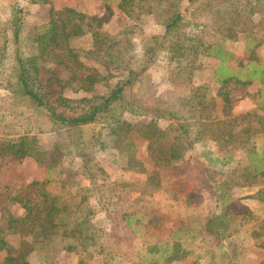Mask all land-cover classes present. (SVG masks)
Segmentation results:
<instances>
[{
	"label": "trees",
	"instance_id": "obj_1",
	"mask_svg": "<svg viewBox=\"0 0 264 264\" xmlns=\"http://www.w3.org/2000/svg\"><path fill=\"white\" fill-rule=\"evenodd\" d=\"M30 1L51 6L49 18L39 30L27 35L32 50L28 56L20 49L23 17L17 15L11 23L16 45V79L11 91L15 99H23L29 109L43 116V129L46 126L48 131L59 134L58 147L62 145L77 160L82 159L83 166L68 173L82 170L89 186H82V181H70V177L63 184L66 195L53 194L45 189V183H35L38 196L34 200L11 198L10 202L19 204L23 214L10 216L8 232L0 235V253H6L0 264H31L33 254H40L43 264H58L63 253H87L102 234L106 235L105 230L96 228L93 222L95 211L91 199L99 194V205L104 207L106 190L112 191L115 184L108 182V174L97 166L94 155L97 151L114 149L124 152V143L126 148L137 149L132 135L148 143V155L169 178L174 199L186 198L190 202L194 195L202 196L208 191L207 187L213 189L211 183L216 176L223 175L222 170L205 166L197 158L193 162L183 160L188 152L210 139L211 126L223 121L211 119L210 102L206 94H202V88H192L189 98L181 101L171 99L175 93L168 97L158 94L160 82L153 72L156 65L167 64L171 77L176 80L193 73L199 55L216 62L213 72L222 85L219 94L227 116L232 107L230 84L252 85L260 78L264 85V70L258 59V50L264 48V0H200L197 13L200 19L205 15L211 17L209 26L185 23L175 0H103L106 14L94 19L97 29L113 16V1L134 23L122 28L117 38L96 32L89 49L78 46L89 27L86 14L69 7L57 9L50 0ZM258 15L261 19L255 23L253 18ZM148 17L150 20L146 21ZM139 21L141 24L150 21L162 30L158 35L145 38L142 58L138 65L132 66V36L143 28L137 24ZM259 32L263 33V38H258ZM242 39H245L247 55L238 63V67L246 71L240 76L232 68L236 57L227 44ZM99 86L111 90L99 94ZM67 90L84 93L85 97L71 99L66 96ZM159 120L169 121V127L161 129ZM215 135L220 140L222 134ZM33 143L34 139L25 137L0 144V156L9 154L17 159L32 156ZM127 156L129 164L142 166V162L135 159V153H127ZM259 163L253 168L254 174L251 166H246L238 180L225 181L223 187H245L250 184L249 179L264 176V166ZM53 169L54 166H47V172ZM194 174L197 178H191ZM157 178L149 175L147 183L161 190V180L155 182ZM203 185L207 187L203 189ZM217 199L222 203L226 196L218 195ZM238 204L237 201L226 202L224 215L207 219L206 233L221 240L229 237L233 217L249 212L247 207L239 210ZM132 219L122 215L114 222L119 228H128ZM220 219H224L223 222ZM158 223L159 219L150 217L145 229L150 232ZM253 235L258 236V233L255 231ZM113 236L116 233L109 235ZM9 237L19 238L18 245L11 244ZM78 264L87 263L81 259Z\"/></svg>",
	"mask_w": 264,
	"mask_h": 264
},
{
	"label": "rangeland",
	"instance_id": "obj_2",
	"mask_svg": "<svg viewBox=\"0 0 264 264\" xmlns=\"http://www.w3.org/2000/svg\"><path fill=\"white\" fill-rule=\"evenodd\" d=\"M50 1L57 9L69 7L86 14L89 27L78 45L85 49L91 48L96 32L117 38L122 28L134 23L133 19L118 10L116 1L111 5L113 16L101 29L96 28L94 19L103 18L106 14L103 0ZM175 1L185 23L211 24L210 16L199 18L197 11L200 0ZM50 8L49 5L33 4L30 0H0V144L17 142L25 137L34 139L32 156L23 159L9 154L0 156V235L8 232L7 220L10 216L23 214L20 205L10 202V199L34 200L38 196L35 183H45L47 191L61 195H66L63 193V184L70 177V181L74 179L83 182L82 186H89L82 170L76 174L68 173L73 168L83 166L82 159L77 160L62 145L58 147L59 134L48 131L49 127L46 126L43 129V116L29 109L23 99H15L11 91L16 79V45L11 23L17 15L23 17L20 49L28 56L32 50L27 35L39 30L48 21ZM253 19L258 23L261 18L258 15ZM137 24H141V21ZM151 24L150 21L141 24L142 31L137 30L138 33L132 36V66L138 65L142 58L145 38L161 33L159 26ZM257 36L263 38V33L259 32ZM244 41L242 39L227 44L236 57L231 63L232 68L240 76L246 73L238 67L240 59L247 55ZM258 59L264 70V48L258 50ZM216 66L213 60L199 55L195 61V70L189 76L173 79L169 73L171 69L168 70L164 63L156 65L153 70L160 82L158 94L168 97L170 93H175L171 99L179 98L178 101H181L189 98L192 88H202V94L205 93L206 100L210 102L211 119L223 121L211 126L213 135L209 136L210 139L197 145L183 160L193 162L197 158L205 166L222 170L223 175L216 176L211 183L213 189L203 185V189L207 187L208 191L203 192L202 196L199 193L194 195L190 202L186 198L174 199L169 178L157 167L159 165L151 161L148 143L137 135H132L137 149L134 150L133 146L126 148L123 144L125 155H122V149L97 151L94 155L95 163L108 174V182L115 184L112 191L106 190L104 207L99 205V194L96 193L91 199L95 211L93 222L96 228L104 229L106 235L102 234L87 253H63L58 264H78L81 259L87 264H264V176L249 179L250 184L245 187H223L225 181L238 180L246 166H251L250 171L254 174V166L259 162V165L264 164V85L260 78H256L252 85L235 87L230 84L232 107L228 111L230 116H227L223 97L219 94L222 85L213 72ZM110 90L104 86L98 87L99 94ZM66 96L80 99L85 94H74L67 90ZM230 122L232 124H228ZM169 125L170 122L166 120L158 122L161 129H167ZM215 134H222L220 140L214 137ZM127 153H135V159L141 161L142 166L129 164ZM47 166H54V169L49 173ZM149 175L158 176L155 182L160 178L161 190L147 183ZM191 178H197V174ZM218 195L226 196V201L218 202ZM231 201L239 202V210L247 207L248 214L232 216L235 219L229 224L231 229L225 240L207 234L206 220L224 215L225 203ZM122 215L133 218L128 228H119L118 223L114 222ZM150 217L159 219V223L149 232L145 229V223ZM225 219L228 220L227 217ZM223 220L220 219V222ZM255 231L258 236L253 235ZM115 233L116 236L109 237ZM8 240L14 246L20 241L17 237H9ZM153 246L156 248L150 253ZM5 256V252L0 253V263ZM174 256L177 259L173 260ZM30 262L43 264L42 256L33 254Z\"/></svg>",
	"mask_w": 264,
	"mask_h": 264
},
{
	"label": "crops",
	"instance_id": "obj_3",
	"mask_svg": "<svg viewBox=\"0 0 264 264\" xmlns=\"http://www.w3.org/2000/svg\"><path fill=\"white\" fill-rule=\"evenodd\" d=\"M264 161V160H263ZM255 166H257V165H255ZM259 166V165H258ZM261 166H264V164H262Z\"/></svg>",
	"mask_w": 264,
	"mask_h": 264
}]
</instances>
